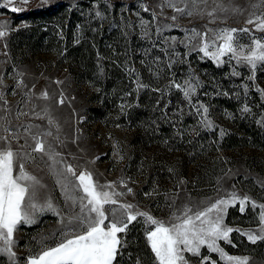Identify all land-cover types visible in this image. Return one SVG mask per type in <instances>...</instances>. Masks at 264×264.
<instances>
[{"label": "rangeland", "instance_id": "obj_1", "mask_svg": "<svg viewBox=\"0 0 264 264\" xmlns=\"http://www.w3.org/2000/svg\"><path fill=\"white\" fill-rule=\"evenodd\" d=\"M174 2L185 14L169 8L166 0H14L22 9L18 12L0 6V16L13 29V63L0 86V138L35 157L23 162L44 185L39 203L48 197L67 215L47 157L21 148L26 141L34 145L32 134L50 131L43 137L46 146L52 145L77 173L87 170L99 185L113 184L124 194L120 202L159 221L169 223L186 206L204 210L233 193L264 204V67L258 65L249 79L253 72L243 62L226 56L218 65L194 47L198 38L191 43L186 38L193 30L211 37L231 28L249 29L237 34L240 43L264 37L247 23L264 15V0ZM21 29L33 32L23 38ZM41 30L44 42L34 48ZM186 81L198 85L190 101L174 86L187 87ZM44 92L48 99L42 98ZM203 108L211 128L202 123ZM239 207H228L224 223L258 229L259 208L246 206L241 213ZM138 222L147 230L154 227L140 216L129 227ZM61 228L60 217L51 210L36 213L33 224L18 226L16 264H26L43 246L57 243ZM231 240L219 242L226 253L246 257L248 264H264V240L253 244L235 231ZM122 243L126 245L124 238ZM201 254L225 264L207 248ZM184 255L190 264H199L200 257ZM0 264L12 262L0 253Z\"/></svg>", "mask_w": 264, "mask_h": 264}, {"label": "snow or ice", "instance_id": "obj_2", "mask_svg": "<svg viewBox=\"0 0 264 264\" xmlns=\"http://www.w3.org/2000/svg\"><path fill=\"white\" fill-rule=\"evenodd\" d=\"M192 2L195 4V0ZM21 3L27 4L28 0H21ZM166 3L174 11L185 14V8L178 7L174 0H166ZM0 6H11L12 12L22 10L14 5V0H5ZM144 10L148 11V8L144 7ZM186 14L191 16L193 12L187 11ZM208 15L213 16L214 13L210 12ZM176 18L171 17L173 20ZM247 23L254 25L256 31L264 32V15L249 18ZM2 27L4 26H0ZM239 32L248 33L249 29H223L214 32L211 37L207 32L193 30V35L186 38L189 43L194 37L198 38L199 43L194 47L218 65L224 62L223 57L226 56L229 60H236L237 64L243 62L253 72L249 79H254L258 65L264 67V37H252L250 43H240L237 36ZM7 35V31L0 30V39ZM233 75L239 73L234 70ZM185 83L187 87L181 84L174 86L190 101L198 85L191 81ZM260 91L264 95V89ZM42 98L48 99V93H42ZM207 111V108H203L205 116L202 123L211 128L212 121L207 119ZM244 111L249 109L245 108ZM27 131L31 132V128ZM51 135L50 131L32 134L34 145H28L26 141L21 148L31 147L32 152L47 157L50 171L57 176L67 215L57 211L48 197L44 198L43 203H39L38 190L44 185L27 171L23 162L35 157L13 150L6 137L0 138L3 141V146H0V253L6 254L12 264H16L14 247L18 226L33 224L35 214L45 210H51L60 217L62 228L58 242L43 246L40 252L27 258L26 264H115L123 247V237L119 234L126 233L129 224L137 220L138 216L144 217L145 222L154 226L147 230L146 238L156 264H190L185 253L200 257L199 264H216L211 256L201 254L202 248H207L210 253H217L225 264H248L246 257L226 253L219 242L223 240L232 244L231 234L234 231L246 236L253 244L264 240V204L258 205L249 197H239L233 193L228 199L217 200L204 210L193 212L192 208L186 206L181 215L174 214L172 220L165 223L146 212L134 211L135 206L131 203L120 202L118 197L124 194L115 191L113 184L99 185L87 170L77 173L71 164L63 161L61 154L52 145L46 146L43 137ZM57 165L62 167L58 170ZM237 203L241 213L246 206H251L253 211L259 208L258 229L244 231L224 223L228 207Z\"/></svg>", "mask_w": 264, "mask_h": 264}, {"label": "trees", "instance_id": "obj_3", "mask_svg": "<svg viewBox=\"0 0 264 264\" xmlns=\"http://www.w3.org/2000/svg\"><path fill=\"white\" fill-rule=\"evenodd\" d=\"M30 30L33 32L32 29L29 30L21 29L19 30L18 35L25 38ZM41 32L42 30L39 31L40 39L38 37V42L34 44L33 46L34 48H37L39 45H41L44 42L43 39L41 38L45 33H41ZM14 40L15 38L11 39L10 42L11 49L13 50V54H14V48L12 47H14ZM21 45L25 47L26 43ZM15 57L16 55L14 54V58ZM233 212L234 210L232 209L229 214L228 222L230 223ZM146 235H147V229L144 227V225L141 222L134 223L133 225H131L127 233L122 235L126 245H123V247L121 248L122 254L117 256V261L115 262V264H138V263L156 264L155 256L151 251ZM218 264H224V263L219 262Z\"/></svg>", "mask_w": 264, "mask_h": 264}, {"label": "crops", "instance_id": "obj_4", "mask_svg": "<svg viewBox=\"0 0 264 264\" xmlns=\"http://www.w3.org/2000/svg\"><path fill=\"white\" fill-rule=\"evenodd\" d=\"M5 20V21H3ZM9 22L6 19V17H1L0 16V26H4L0 28V30H4L8 32V35L2 39H0V86L5 85L4 81V75L6 70L11 66L12 62V55L10 51V46H9V35L10 31L13 30L12 27H9ZM33 91H30L29 93L32 94ZM29 94V95H30ZM3 119L4 117L0 116V131L3 126Z\"/></svg>", "mask_w": 264, "mask_h": 264}, {"label": "built area", "instance_id": "obj_5", "mask_svg": "<svg viewBox=\"0 0 264 264\" xmlns=\"http://www.w3.org/2000/svg\"><path fill=\"white\" fill-rule=\"evenodd\" d=\"M10 75H11V74H10ZM8 97H10V100H11V101H14V100L17 101V100H18V97H17L16 95H14V96H12V95H11V96L8 95ZM19 103H20V101H19Z\"/></svg>", "mask_w": 264, "mask_h": 264}]
</instances>
